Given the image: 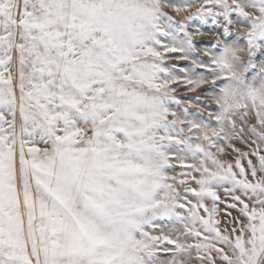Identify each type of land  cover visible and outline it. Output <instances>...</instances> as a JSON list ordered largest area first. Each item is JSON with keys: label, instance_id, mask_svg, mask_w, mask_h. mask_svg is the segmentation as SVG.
Wrapping results in <instances>:
<instances>
[{"label": "snow or ice", "instance_id": "6c2138e0", "mask_svg": "<svg viewBox=\"0 0 264 264\" xmlns=\"http://www.w3.org/2000/svg\"><path fill=\"white\" fill-rule=\"evenodd\" d=\"M257 54L264 0H0V264H264Z\"/></svg>", "mask_w": 264, "mask_h": 264}, {"label": "rangeland", "instance_id": "374dc122", "mask_svg": "<svg viewBox=\"0 0 264 264\" xmlns=\"http://www.w3.org/2000/svg\"><path fill=\"white\" fill-rule=\"evenodd\" d=\"M183 15H184V14H181V15L177 16L176 19H177V20L182 19V18H183ZM194 23L198 24L199 22L197 21V22H194ZM202 27L204 28L205 31H208L209 29L212 28V25H211V23L209 22L207 25H203ZM212 39H213V38H212L211 36H209V37H206L205 40L200 41L199 43L207 44V43H210V42L212 41ZM170 55H177V54H170ZM198 55H201V56H202V53H198ZM254 59H255L257 62H259L261 59H264V57H261L259 54H257V55L254 57ZM175 63H178V64H180L181 66H187V64H188L187 61H175V60H171V59L165 61V64L168 65V66H170V65H172V64H175ZM205 87H207V86H205ZM198 91H203V89L198 90ZM178 94L181 96V99H183L185 96H194V95H196V94H194V93H183V92H181L180 90H178ZM192 111H194V109H193ZM225 159H226L227 161L231 162V161L234 160V157H233L232 155H228V156L225 157ZM221 195H222V193H221ZM221 208H223V205H221ZM235 214H236V213L233 212V215H235ZM221 219L223 220V217H221Z\"/></svg>", "mask_w": 264, "mask_h": 264}]
</instances>
